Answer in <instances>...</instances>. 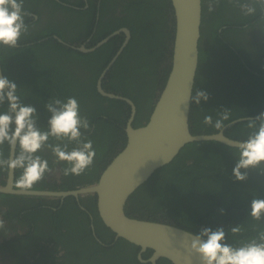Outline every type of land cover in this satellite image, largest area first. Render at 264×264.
<instances>
[{
    "label": "trees",
    "instance_id": "16d2710c",
    "mask_svg": "<svg viewBox=\"0 0 264 264\" xmlns=\"http://www.w3.org/2000/svg\"><path fill=\"white\" fill-rule=\"evenodd\" d=\"M254 1V12L249 14L239 9L247 0H201L198 65L192 96L202 90L209 94V99L201 100L199 104L191 101L189 127L192 134L218 132L213 125L220 118L218 114L224 110L230 112L224 125L237 118L256 116L264 110V44L261 42L264 40V4L260 0ZM55 5V8L60 7ZM88 5L86 10L81 9L83 3H79L80 9L67 10L78 23L86 18L83 27L89 45H94L118 28L130 30L131 38L102 80V88L134 102L136 113L132 126L140 127L148 121L157 102V92L164 87L170 72L175 32L171 3L169 0H101L98 21L94 27L97 7L93 0H88ZM117 5L121 9L114 15ZM23 7L34 15L40 14L36 2ZM248 14L249 17H246ZM25 23L29 31L15 47L0 46L2 75L17 84L22 103L36 109V123L42 129H46L50 117L45 108L50 97L62 100L75 97L79 102L80 114L88 118L91 126L90 131H81L93 141L96 150L90 168L81 175L67 176L62 169L69 165L56 162L50 149L45 148L48 153L43 152L45 149L41 150L37 154L48 160L50 168L57 164L60 166L62 182L56 186V183H45L43 179L33 190H73L93 184L127 140L125 125L130 106L127 102L104 97L96 89L100 73L122 43L123 36H114L95 51L82 53L49 36L56 34L63 42L78 45L81 44L80 40L87 38H65L52 25L34 27L36 22H32L31 16L25 17ZM244 24L250 27L256 25L253 28L260 32L255 47L243 41ZM5 110L6 104L0 106V112ZM205 115L213 117V125L203 124ZM248 122H236L224 134L228 138L243 141L254 131L247 127ZM49 143L59 142L50 138ZM74 146L70 144L69 150ZM3 151L7 157L9 148L6 143ZM237 159L232 147L218 142L188 143L171 162L155 170L129 196L124 212L129 217L173 224L194 234L204 228L213 231L223 228L224 242L239 246L264 231V214L259 220L250 215L251 201L264 199V164L248 170L241 169L242 173L247 171V178L237 181L232 174ZM3 171L6 174V170ZM19 172H14V182ZM4 182L2 179L0 185ZM0 197L12 203L15 214L24 211L23 214L32 223H35L34 218L40 219L41 224L52 231L51 224L65 225L67 231L62 236L58 232L57 241L63 248L72 249V256L77 254L78 247L69 243L76 239V235L87 233L88 219L87 212L80 209L75 198L65 197L62 204L57 205L58 209L52 210L48 208L51 204L46 203L45 199L48 202H58V199L5 194H0ZM84 208L92 216L96 235L103 242L106 241V256L109 252L110 258L115 259L118 257V246H127L130 248V252L125 255L127 261L130 264H142L136 257L139 247L120 237L114 241V233L99 218L95 195L88 197ZM80 216L82 221H79ZM74 224L79 225L77 230ZM34 225L39 229L36 223ZM237 226L241 231L233 233L231 229ZM102 230L105 231L104 235L99 232ZM57 241L54 240L55 244ZM151 254L152 250L147 249L142 253V258L148 259ZM91 258L94 261L98 259L97 251ZM157 264L172 263L160 258Z\"/></svg>",
    "mask_w": 264,
    "mask_h": 264
},
{
    "label": "water",
    "instance_id": "95a60500",
    "mask_svg": "<svg viewBox=\"0 0 264 264\" xmlns=\"http://www.w3.org/2000/svg\"><path fill=\"white\" fill-rule=\"evenodd\" d=\"M172 7L175 32L172 45L171 68L166 83L157 92V102L153 106L148 121L134 128L132 122L136 113L134 102L130 99L112 94L102 88V80L121 52L128 44L131 33L126 27L112 31L92 47L65 45L82 53H90L101 47L114 36L122 34L124 39L115 54L100 73L96 89L98 93L109 99L127 102L130 114L126 121L125 146L110 160L101 172L98 180L73 190H29L21 191L14 188V172L7 170L4 185H0V194L17 196L59 197L95 195L98 215L107 228L114 233L115 240L119 237L140 248L138 259L143 263L157 264L165 258L172 264H200L197 256H189L187 245L192 233L173 224L149 221L129 217L124 212L129 196L158 168L168 164L188 143L214 141L234 148L240 140L228 138L225 130L240 122L251 121L256 116L234 119L216 133L192 134L189 127V113L192 89L198 65V40L201 24V0H169ZM64 43L56 36L53 37ZM0 76L2 75L0 65ZM15 150L8 152L9 158ZM194 234V233H193ZM147 249L152 250L148 259L141 255Z\"/></svg>",
    "mask_w": 264,
    "mask_h": 264
},
{
    "label": "clouds",
    "instance_id": "9594fccd",
    "mask_svg": "<svg viewBox=\"0 0 264 264\" xmlns=\"http://www.w3.org/2000/svg\"><path fill=\"white\" fill-rule=\"evenodd\" d=\"M260 2L264 4V0ZM23 5L24 0H0V46L15 47L21 37L28 33L29 26L25 23V17L31 13L26 11ZM243 7L249 14L254 12V9L247 5ZM190 99L199 104L201 100L207 101L209 94L198 90ZM5 104L6 110L0 112V170H20L14 182L16 189L29 191L41 182L46 174L53 172L48 160L37 154L45 148L51 150L56 162H66L69 165L62 169L65 176L81 175L93 165L96 157L93 141L81 131L86 133L91 130L90 121L80 114L79 102L75 97L65 100L49 98L45 104L50 113L46 129L37 126L36 109L22 103L17 93V84L7 76H0V106ZM218 115L220 118L214 125L213 117L205 115L203 124L213 125L216 130H221L224 121L229 119L230 112L224 110ZM247 127L254 131L233 148L238 159L232 174L237 181L247 178V171L242 173L241 169L248 170L264 164V112L249 121ZM50 138L59 143H49ZM5 143L10 153L15 150V155L11 158L4 154ZM70 144L75 145L71 150ZM262 214L264 199H253L251 217L259 220ZM4 225L5 221L0 219V229H3ZM231 231L239 233L241 228L233 227ZM188 235L192 237L187 245L188 255L197 256L200 264H264V231L239 246L224 242L223 228H217L215 231L204 228L198 234Z\"/></svg>",
    "mask_w": 264,
    "mask_h": 264
},
{
    "label": "flooded vegetation",
    "instance_id": "af4514ba",
    "mask_svg": "<svg viewBox=\"0 0 264 264\" xmlns=\"http://www.w3.org/2000/svg\"><path fill=\"white\" fill-rule=\"evenodd\" d=\"M253 1L254 0H247V3L244 4L243 6L247 5L248 7L252 8ZM33 2H36L40 9L39 16L34 15L33 13H31L30 15L32 18V22H36L34 27L44 28L52 25V27L59 29L62 36L65 38H75V37H78L79 39L87 38L84 41L80 40L81 44L79 45L78 44H70V45L73 46L83 45L86 48H90L93 46L88 44L89 43L88 35L87 36L85 35V27L83 26L86 21V18L78 23V21L72 16L71 12L67 10V9H73V10L80 9L78 6L79 3H83L81 9L86 10L89 7L88 0H39V1L24 0V5L31 6ZM100 2L101 0H93V3L96 4L97 7L96 19L93 22V27L98 21V15H99L98 8ZM54 3L60 7L55 8L56 5ZM243 6L242 5L239 6V9L242 12L247 13L245 11L246 8ZM120 9L121 6L117 5V7H115V12L113 14L117 15ZM246 17H249V14ZM242 27H245V30H243L244 31L243 41L255 47V43L258 41L257 39H260L259 30L257 28L250 27L247 24H244ZM237 33H240V31H237ZM120 35L123 36L122 34ZM54 36L60 39L59 36H57L56 34H53L49 37L53 38ZM261 42L264 44V40ZM65 43L66 42H64L63 44L65 45ZM263 59L264 58H262V60ZM43 152L48 153L47 149L43 150ZM52 169L53 172L46 174L44 181H46L45 183H50V184L56 183L55 185L59 186L60 183L62 182L61 168L57 164L54 167H52ZM6 177H7V170H6V174L4 173L3 170H0V181L2 179L6 181ZM39 190H50V189H39ZM53 191H66V190H53ZM13 196H17V195H13ZM90 196L92 195L89 194L78 197L72 196L73 198H75L74 201L79 205L80 209L83 212H87V219H88L86 221L88 225L87 233L81 236L76 235V239L69 243V245H75V248L78 247L77 254H74L73 256H72V251H73L72 249L67 250L66 248H63V245L57 241L58 232H60V235L62 236L64 235L63 233L67 231L65 229V225L54 226V224H51L50 227H52L53 229L52 231L49 227L45 226L44 224H41L42 221L40 219L34 218V222L36 223L37 227H39V229H37L35 228L34 225L35 223H32L31 220L23 214L24 211H21L20 214L19 213L15 214L13 212L15 211V208L11 205L12 203L9 200H5L0 197V219H3L5 221L4 228L0 229V264H130L125 257V255L130 252V248L127 246H121V245L118 246L117 248L118 257L115 259L114 257L113 259L110 258L109 252L107 253L106 256V241L103 242L96 235L92 216L86 210V208H84V205L87 204V199ZM35 197H41V196H35ZM42 198H53L54 200L58 199V202H48V200L45 199L46 203L51 204V206L48 205V208H51L52 210H57L59 207L57 205H61L65 197L61 199L59 197L42 196ZM38 201L40 200H35V202ZM79 221H82L81 216L79 217ZM73 226L75 227L74 229L76 230L79 227V225L77 224H74ZM46 232L48 233L47 235ZM99 232L103 235L105 234V231L103 230ZM54 240L57 241V244H55ZM116 240L114 236V241ZM95 242L97 245H95ZM96 251H97L98 259L94 261L91 258V256ZM137 260L139 261L138 257ZM139 262L142 264H147L141 261Z\"/></svg>",
    "mask_w": 264,
    "mask_h": 264
}]
</instances>
